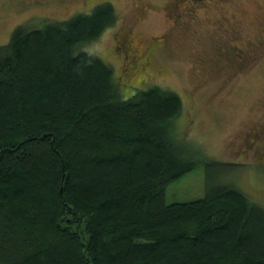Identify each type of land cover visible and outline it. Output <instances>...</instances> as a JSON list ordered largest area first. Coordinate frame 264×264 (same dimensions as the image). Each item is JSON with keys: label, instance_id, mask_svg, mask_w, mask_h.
Returning <instances> with one entry per match:
<instances>
[{"label": "trees", "instance_id": "16d2710c", "mask_svg": "<svg viewBox=\"0 0 264 264\" xmlns=\"http://www.w3.org/2000/svg\"><path fill=\"white\" fill-rule=\"evenodd\" d=\"M115 18L101 2L0 45V264H264V206L211 173L232 164L206 163L204 197L168 201L204 161L175 138L179 93L125 97L81 49Z\"/></svg>", "mask_w": 264, "mask_h": 264}, {"label": "rangeland", "instance_id": "374dc122", "mask_svg": "<svg viewBox=\"0 0 264 264\" xmlns=\"http://www.w3.org/2000/svg\"><path fill=\"white\" fill-rule=\"evenodd\" d=\"M108 1L113 25L81 49L114 66L125 97L156 85L179 93L175 138L204 161L171 183L168 201L204 197L206 163L216 161L232 167L211 173L264 206V0H0V45L20 25L41 28ZM127 39L144 66L125 52Z\"/></svg>", "mask_w": 264, "mask_h": 264}, {"label": "flooded vegetation", "instance_id": "af4514ba", "mask_svg": "<svg viewBox=\"0 0 264 264\" xmlns=\"http://www.w3.org/2000/svg\"><path fill=\"white\" fill-rule=\"evenodd\" d=\"M197 1H200V0H193L194 3L197 2ZM122 46H124L125 52L127 53V55L131 54V56H134L137 59L139 58L138 60L140 61L141 65L144 66V64L146 63L147 56L141 55L140 51L137 50V48L133 47V44H132L131 40L128 41V39H127V41H123V45ZM232 52L238 58H242V56H243V51L241 49H239L237 46H233Z\"/></svg>", "mask_w": 264, "mask_h": 264}]
</instances>
